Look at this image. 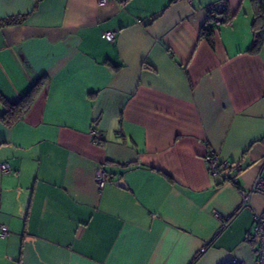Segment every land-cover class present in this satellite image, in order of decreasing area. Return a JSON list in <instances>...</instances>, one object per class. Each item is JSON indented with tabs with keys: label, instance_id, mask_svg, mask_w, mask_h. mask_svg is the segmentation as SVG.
I'll return each mask as SVG.
<instances>
[{
	"label": "crops",
	"instance_id": "1",
	"mask_svg": "<svg viewBox=\"0 0 264 264\" xmlns=\"http://www.w3.org/2000/svg\"><path fill=\"white\" fill-rule=\"evenodd\" d=\"M215 1L0 0V97L42 82L0 120V264H253L264 43L251 0H223L207 37Z\"/></svg>",
	"mask_w": 264,
	"mask_h": 264
},
{
	"label": "built area",
	"instance_id": "2",
	"mask_svg": "<svg viewBox=\"0 0 264 264\" xmlns=\"http://www.w3.org/2000/svg\"><path fill=\"white\" fill-rule=\"evenodd\" d=\"M107 1L108 0H98L99 4H104ZM225 8H226V4L223 0L212 2L208 6H206V10L209 14L210 21L214 27L221 24L222 22L221 15L224 12ZM113 36H114L113 32L111 31L105 32V37L108 40H112ZM89 134L91 136L92 143L94 144H99L103 139L102 133L96 128H91ZM204 159L209 172L212 174H218L220 168L222 167L218 159V154L216 152H210L205 155ZM229 166H233V164H229ZM0 170L3 173L12 172V170L5 163L0 164ZM106 180H107L106 173L104 172L103 169H100L95 175L96 184L98 185V187L101 188L106 183ZM236 180L237 179L234 177L233 181L236 182ZM254 192H259L261 194H264V177L257 176L249 190L241 191L243 205L249 204L250 196ZM7 233H8L7 226L4 224H0V236H4ZM253 234L258 241L257 254H256V258L253 261V264H264V213L254 214ZM201 250L203 251L204 248H201ZM220 264H242V261L236 257H231L226 260H223Z\"/></svg>",
	"mask_w": 264,
	"mask_h": 264
},
{
	"label": "trees",
	"instance_id": "3",
	"mask_svg": "<svg viewBox=\"0 0 264 264\" xmlns=\"http://www.w3.org/2000/svg\"><path fill=\"white\" fill-rule=\"evenodd\" d=\"M253 6V18L251 22V29L253 33V44L252 50H257L259 47L264 43V0H251ZM223 14V13H222ZM25 19V16L21 17H14V18H7L4 19L1 23L2 24H11V23H20ZM222 17V22H223ZM210 20V17H209ZM214 26L210 22L207 27L203 28V33L209 37L211 32L214 31ZM42 82H38L37 84L33 85L30 92H28L23 98L19 100L17 104H9L5 100L2 99L5 110L0 116V120L5 125H10L18 116L20 115L21 110L28 105L31 97L33 96V91L35 88H39ZM36 89V90H37Z\"/></svg>",
	"mask_w": 264,
	"mask_h": 264
},
{
	"label": "water",
	"instance_id": "4",
	"mask_svg": "<svg viewBox=\"0 0 264 264\" xmlns=\"http://www.w3.org/2000/svg\"><path fill=\"white\" fill-rule=\"evenodd\" d=\"M114 184L124 187L122 180H116V181H114Z\"/></svg>",
	"mask_w": 264,
	"mask_h": 264
}]
</instances>
